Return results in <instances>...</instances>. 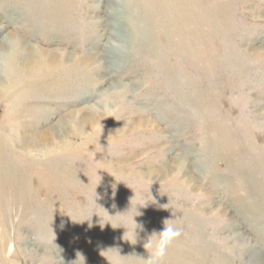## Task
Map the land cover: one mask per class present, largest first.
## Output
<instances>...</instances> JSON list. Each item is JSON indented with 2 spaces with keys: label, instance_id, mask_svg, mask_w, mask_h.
I'll return each instance as SVG.
<instances>
[{
  "label": "rangeland",
  "instance_id": "rangeland-1",
  "mask_svg": "<svg viewBox=\"0 0 264 264\" xmlns=\"http://www.w3.org/2000/svg\"><path fill=\"white\" fill-rule=\"evenodd\" d=\"M169 223L161 264H264V0H0V264Z\"/></svg>",
  "mask_w": 264,
  "mask_h": 264
},
{
  "label": "clouds",
  "instance_id": "clouds-1",
  "mask_svg": "<svg viewBox=\"0 0 264 264\" xmlns=\"http://www.w3.org/2000/svg\"><path fill=\"white\" fill-rule=\"evenodd\" d=\"M94 196L96 197L95 191H94ZM134 229H133L134 240L131 242L133 244L136 243V234ZM154 235H155V240L153 241L150 238L147 244L145 245V247L148 250V257L147 259H143L144 264H161V261L165 256L166 249L173 240H175L181 235V230L169 223V224H165L163 230L159 234H154Z\"/></svg>",
  "mask_w": 264,
  "mask_h": 264
},
{
  "label": "bare ground",
  "instance_id": "bare-ground-1",
  "mask_svg": "<svg viewBox=\"0 0 264 264\" xmlns=\"http://www.w3.org/2000/svg\"><path fill=\"white\" fill-rule=\"evenodd\" d=\"M39 61H40L39 57H34L33 60L30 63L28 62L29 63L28 69H29V71H31V73L37 71L38 67L40 66V65H38ZM57 62L58 61L56 60L55 57L53 58V56L52 57L50 56L45 63H43V62L41 63L42 64V68H43V66L44 67H51L52 65L50 66V65H47V64H56ZM56 66H57V64H56ZM14 86H15V84H14ZM33 130H34V128H33ZM31 136H32L33 140H36V139H41L43 137H46L47 135L45 133L41 132V133H32Z\"/></svg>",
  "mask_w": 264,
  "mask_h": 264
}]
</instances>
